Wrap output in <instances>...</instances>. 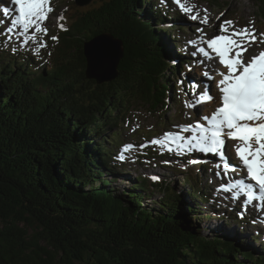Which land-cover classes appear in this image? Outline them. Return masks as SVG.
Returning <instances> with one entry per match:
<instances>
[{
    "label": "trees",
    "instance_id": "16d2710c",
    "mask_svg": "<svg viewBox=\"0 0 264 264\" xmlns=\"http://www.w3.org/2000/svg\"><path fill=\"white\" fill-rule=\"evenodd\" d=\"M254 1L264 19V0ZM151 5L64 1L51 33L58 41L48 40L39 61L0 37V264H264V242L249 245L211 225L222 219L201 220L216 233L198 229L192 216L210 200L199 174L182 178L184 195L142 175L129 192H116L129 175L113 148L132 108L169 110L185 87L183 66L174 64L182 56L158 37L157 24L168 20ZM102 33L121 41L123 57L116 79L98 85L86 78L82 44ZM140 150L139 163L172 155ZM156 197V207L145 204Z\"/></svg>",
    "mask_w": 264,
    "mask_h": 264
},
{
    "label": "snow or ice",
    "instance_id": "6c2138e0",
    "mask_svg": "<svg viewBox=\"0 0 264 264\" xmlns=\"http://www.w3.org/2000/svg\"><path fill=\"white\" fill-rule=\"evenodd\" d=\"M179 5L181 12L190 14L193 21L199 18L195 5L191 0H173ZM166 3V0H161ZM14 9L4 7L3 13L7 17L11 15L10 22L5 30L8 39L13 35L22 39L23 45L29 41L37 42L38 47L33 51L38 54L40 49L47 44L41 38L37 41V34L47 35V29L43 22L48 14L53 11L49 6L50 0H11ZM187 5V6H186ZM223 15V13L221 14ZM59 19H63L60 16ZM219 19V17H217ZM207 23V17L201 21ZM221 35H215L211 39H204V47H197L196 53L211 58L214 53L226 71L218 72L221 77L216 81L219 92V106L210 115L201 117L194 124L180 126L178 132H165L160 138L153 139L150 143L158 145L168 152L175 151L177 154L200 152L212 154L223 162L224 173L229 171H245L247 179L230 180L227 184H221L218 191L232 192L233 199L243 194L246 202L252 203L255 200L264 199V49L250 58H245L242 53L247 52L252 43H264V33H256L252 22L243 28H237L235 22L228 20L220 24ZM61 30H67L60 25ZM201 31L202 29H197ZM258 35L260 39L258 40ZM53 41H58L57 36H52ZM195 44L196 41H190ZM203 75L213 79L207 72ZM213 96L209 93V87L205 86L203 92L197 96L195 103L189 107L195 108L197 104L211 101ZM182 133H190L183 135ZM236 141L235 154L240 161L239 166H233L225 155L224 147L226 139ZM133 147L132 144L123 146L122 151ZM119 159L123 160L121 154ZM196 161H190L195 163ZM220 167V165H217ZM217 176L220 173L217 172ZM153 181L160 179L153 175Z\"/></svg>",
    "mask_w": 264,
    "mask_h": 264
},
{
    "label": "rangeland",
    "instance_id": "374dc122",
    "mask_svg": "<svg viewBox=\"0 0 264 264\" xmlns=\"http://www.w3.org/2000/svg\"><path fill=\"white\" fill-rule=\"evenodd\" d=\"M53 3V14L49 13L47 19L43 23V27H45L47 30L54 31L57 27L59 22V17L61 16V10L64 8V1L67 0H51ZM94 1V0H93ZM92 1V2H93ZM211 0H191V4L195 5L196 12L199 13V18L195 21L191 20L189 18L190 14H186L180 11V7L176 4H173L172 1L166 0V3H161L163 6H167L168 8H172L173 15H177L179 13L178 18L176 20L182 19L181 21H178L179 24H170L167 27V29H170L172 31L175 30L174 26H178L181 29L183 28L185 30L183 35H180V37H177V45L174 47V50L176 53L179 54H187L188 55V61H185V74L180 75L181 81L186 80L185 87H178V94H181V104L180 103H171L169 110L164 109V111H150L147 109L145 105H139L135 104L134 107L131 110L130 118L128 122V126L120 129L121 131V142L120 143H133L136 145V150L134 151V157L135 159H129L124 162V165L126 167V170L124 171L125 174H128L129 177L127 178L126 182L122 180H118L117 183V193L119 194L121 191H130L134 185L137 183L133 181V179L136 178L137 175H142L146 177H152L153 175L159 176L160 179H162L164 182H167L170 184V186L174 187L175 184L179 186L181 189L180 193L184 195L187 191V188L189 186L185 185L183 183V177H186L187 174L190 173H197L200 171L202 173V177H200V183L201 187L205 186L204 191L205 194H209L210 198L213 200L210 201L209 205L218 206L221 208L219 212L216 211H201L198 212L200 215L192 216V219L195 217L194 222H197L198 229L201 230L204 233L210 234V233H216L211 232L207 230V227L204 222L201 220H204L203 218L207 217L209 214V219H219L221 218L223 221L217 222L214 225L215 228H217L219 231L225 230L229 233L235 234L236 238L240 239L243 238L246 240V242L251 245L250 242L251 239L254 241L252 236H258L257 234L261 233V229L259 225H256L257 222L253 220V214L248 213L246 215H242L241 213L243 211L237 210V215L239 218H243L241 220L249 221L246 224H239V223H233L234 220L231 219V216H228L227 218V211H230V208L228 205L230 202L235 203H241L242 206V197L243 194H240L237 196L236 199H233V195L228 194L222 190L218 191L219 186L221 185V182L218 181L219 178L222 179V182L226 181V175L222 173L221 171V164L216 163L214 165V168L216 170L214 171H207L206 173L203 172L202 168H199L201 164L203 163L202 160L205 162V159L199 160L195 158L194 156L197 155V152H191V153H184V154H177L175 151L170 152L169 154H172V156H175L177 158L172 163L173 159H169L170 155H166L165 158H154L151 156L150 158L144 157L142 160H145L146 163H139L138 159V153L141 152V145L142 143L150 142L152 139V136L148 137L147 135H152L153 131L156 130L155 137L160 138L163 136L165 132H178L180 131V126L188 125L194 122V116H197L196 113L200 111V114L198 117L202 116L204 114V110L212 107L215 102L209 103L207 106L203 103H199L196 105L195 108L189 107L190 104L195 103L197 96H199L200 92L204 91L205 86L209 87V93L210 95L217 94V84L216 81L220 79L218 72H220V69H217L216 72L212 69L213 63L209 61L204 56L200 55L199 53H196L197 45H193V43H190V41H194L196 35L203 37L205 34H209V36L217 35L220 32V24H222L224 21H234L235 26L237 28H243L249 24V22H252V27L256 30V32L264 33V21L260 20L257 15V9H256V3L254 0H218V2H214L215 5L210 4ZM183 3L184 0H181ZM187 6V5H186ZM223 13V15H221ZM3 15L1 14L0 17ZM207 17V23H202L201 21L204 19V17ZM219 17V19H217ZM7 23V22H6ZM165 27V26H164ZM197 29H202L201 31H197ZM0 36L3 37V32L0 30ZM41 38L38 37L37 41H39ZM260 39V37H259ZM12 40V41H11ZM8 40L4 37L3 43L6 46H9L12 49H25V50H31L33 56L40 58V53L45 50L46 47H43L40 49L39 53L36 54L33 49L38 47L37 42H29L27 45H23L22 39H11ZM11 41V42H8ZM43 41L46 42L45 39ZM47 44V43H46ZM259 44V43H258ZM182 46V47H181ZM199 47V46H198ZM264 45L261 47L256 48V51L263 48ZM28 52V51H27ZM29 53V52H28ZM188 62V63H187ZM181 63H184L181 61ZM207 72L210 76L213 77V79L209 80L207 79L203 73ZM190 89L189 92L184 93L183 91H187ZM215 98V96L213 97ZM218 103H216L213 107H215ZM207 107V108H206ZM210 110V109H209ZM179 111V112H177ZM210 112V111H209ZM117 132V129H112L110 131H107L105 135H110ZM183 135L187 136L190 135L188 133H182ZM110 147V145H108ZM234 146L231 148H226L224 150L225 155L229 156L232 153ZM143 152L145 148H142ZM155 151H160L162 148L160 147H153L152 148ZM165 151V149H163ZM146 151V150H145ZM137 157V159H136ZM180 158V159H179ZM118 160V159H117ZM187 160V161H186ZM196 161L195 163H190V161ZM218 161V158H217ZM234 161V159H233ZM120 162H122L120 160ZM201 162V163H200ZM208 168H212L211 162H205ZM140 164V165H139ZM173 164V165H172ZM217 165H220V167H217ZM165 166H169L171 168H165ZM217 172L220 173V176H217ZM171 173H178L174 176L175 181L173 180V176H171ZM233 174V173H232ZM204 177V179H203ZM206 177V178H205ZM126 188V189H125ZM211 193V194H210ZM156 196H161L160 194L156 193ZM182 199H186V202H189V199L183 197ZM156 199L152 198L149 201H146L145 204L156 207ZM239 200V201H238ZM151 203V204H148ZM224 204V205H223ZM232 205V204H229ZM233 206V205H232ZM203 214V215H202ZM233 214V213H232ZM200 218L198 221L196 218ZM208 218V217H207ZM251 219V221L249 220ZM242 225V226H240ZM262 236V234H260ZM251 239H250V238ZM263 236L261 237V242L263 241ZM259 241V242H260ZM244 246V245H243ZM247 248H245L243 251H246Z\"/></svg>",
    "mask_w": 264,
    "mask_h": 264
},
{
    "label": "water",
    "instance_id": "95a60500",
    "mask_svg": "<svg viewBox=\"0 0 264 264\" xmlns=\"http://www.w3.org/2000/svg\"><path fill=\"white\" fill-rule=\"evenodd\" d=\"M74 1L77 6L83 7L92 0ZM83 56L86 78L98 85L109 83L118 75V64L123 57L122 43L110 33H102L83 43Z\"/></svg>",
    "mask_w": 264,
    "mask_h": 264
},
{
    "label": "bare ground",
    "instance_id": "6f19581e",
    "mask_svg": "<svg viewBox=\"0 0 264 264\" xmlns=\"http://www.w3.org/2000/svg\"><path fill=\"white\" fill-rule=\"evenodd\" d=\"M179 16V13L177 14V17ZM182 19H179L178 21H181ZM178 24H179V22H178ZM182 47V46H181ZM212 59L210 58V61H211ZM217 69H220V71H226V69H224V67H223V65H219V64H217ZM184 70V69H183ZM220 77V76H219ZM221 78V77H220ZM212 102H216V100H215V98L213 99V101ZM115 148V147H114ZM135 151V150H134ZM147 153V152H146ZM147 156H148V154H147ZM146 157V156H145ZM137 158V157H136ZM232 161H233V159H232ZM231 164H232V162H231ZM233 164L234 165H236V163L233 161ZM140 165V164H139ZM206 178V177H205ZM211 194V193H210ZM243 198V197H242ZM239 201V200H238ZM241 204V203H240ZM261 228V227H260Z\"/></svg>",
    "mask_w": 264,
    "mask_h": 264
}]
</instances>
